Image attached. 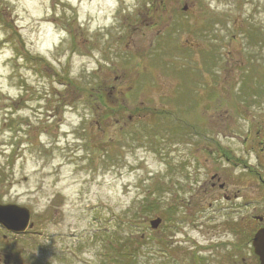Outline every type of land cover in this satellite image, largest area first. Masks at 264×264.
I'll return each mask as SVG.
<instances>
[{"label": "rangeland", "instance_id": "obj_1", "mask_svg": "<svg viewBox=\"0 0 264 264\" xmlns=\"http://www.w3.org/2000/svg\"><path fill=\"white\" fill-rule=\"evenodd\" d=\"M262 127L264 0H0V264H256Z\"/></svg>", "mask_w": 264, "mask_h": 264}, {"label": "water", "instance_id": "obj_2", "mask_svg": "<svg viewBox=\"0 0 264 264\" xmlns=\"http://www.w3.org/2000/svg\"><path fill=\"white\" fill-rule=\"evenodd\" d=\"M30 211L26 207H21L15 204H0V224L7 230L16 233H22L26 231L30 224ZM160 223V218L152 220L151 224L153 227H157ZM264 229L260 230L256 235L254 245L255 251L261 258V264H264Z\"/></svg>", "mask_w": 264, "mask_h": 264}, {"label": "trees", "instance_id": "obj_3", "mask_svg": "<svg viewBox=\"0 0 264 264\" xmlns=\"http://www.w3.org/2000/svg\"><path fill=\"white\" fill-rule=\"evenodd\" d=\"M130 245H129V244ZM132 240L129 242H118L116 250L122 251L123 253L117 254V258L115 260V264H127V263H133L136 256V249H132ZM122 258V262L119 261V258Z\"/></svg>", "mask_w": 264, "mask_h": 264}, {"label": "flooded vegetation", "instance_id": "obj_4", "mask_svg": "<svg viewBox=\"0 0 264 264\" xmlns=\"http://www.w3.org/2000/svg\"><path fill=\"white\" fill-rule=\"evenodd\" d=\"M262 133V137L263 138H261L260 139V143L261 144H263L264 145V141H263V139H264V131L262 132L261 130L257 133V134H261ZM257 138L259 139V135L257 136ZM247 139H245V141H246ZM257 143H259V141L257 142ZM260 150L264 153V149H262V147L260 148ZM263 181H264V179H263ZM215 185V183H213V186ZM256 225H257V229L258 228H260V227H263L264 226V218H263V220H258V221H256Z\"/></svg>", "mask_w": 264, "mask_h": 264}, {"label": "bare ground", "instance_id": "obj_5", "mask_svg": "<svg viewBox=\"0 0 264 264\" xmlns=\"http://www.w3.org/2000/svg\"><path fill=\"white\" fill-rule=\"evenodd\" d=\"M51 24L50 25H52L53 24V22H50Z\"/></svg>", "mask_w": 264, "mask_h": 264}]
</instances>
